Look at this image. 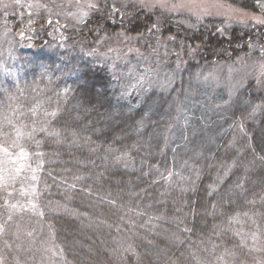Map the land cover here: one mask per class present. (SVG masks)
Listing matches in <instances>:
<instances>
[{
  "label": "trees",
  "instance_id": "trees-1",
  "mask_svg": "<svg viewBox=\"0 0 264 264\" xmlns=\"http://www.w3.org/2000/svg\"><path fill=\"white\" fill-rule=\"evenodd\" d=\"M220 1L264 18L257 0ZM156 22L159 31L149 33ZM3 25L30 41H0V147H22L32 168L35 153L44 155L36 211L21 201L16 181L0 183V264L264 262V161L248 147L259 151L264 130V27L135 0H95L84 23L50 6L29 12L19 5L0 11ZM193 35L200 40L189 43H203L189 56L179 41ZM107 40L149 63L113 68L101 58ZM156 66L161 78H152ZM198 72L219 79L206 83ZM141 77L143 87H135ZM230 90V106L217 110ZM256 104L261 109L248 118ZM53 111L56 117L46 115ZM35 127L61 135L29 138ZM169 172L171 181L163 179ZM15 202L17 214L9 211Z\"/></svg>",
  "mask_w": 264,
  "mask_h": 264
},
{
  "label": "rangeland",
  "instance_id": "rangeland-1",
  "mask_svg": "<svg viewBox=\"0 0 264 264\" xmlns=\"http://www.w3.org/2000/svg\"><path fill=\"white\" fill-rule=\"evenodd\" d=\"M138 1L148 7L152 6H160L167 10L177 11V12H188L195 17L202 18L206 16H215L222 17L227 22H242L249 23L256 21L257 18L264 19L262 16L239 9L230 4L222 2L220 0H135ZM95 0H0V11L5 13L11 12L16 6H23L29 10V12L38 11V8L48 7L62 14L69 20H74L78 22V17L81 13L89 12L94 5ZM55 3H62L65 6L63 8H59L58 10L54 8ZM17 36V38L28 37L26 39L27 42L30 41L26 32H17L12 33L7 26L3 25L0 28V41L9 40V37ZM112 40H107L104 42V46L107 49L102 52V57H107L110 60V65L113 68L122 69V67L127 69L128 72L135 71L138 66H147L149 63L147 58L143 57L140 53L131 58H134L136 61L130 60L129 53L135 50H123L118 48L120 44L117 42H111ZM2 42H0L1 45ZM4 45V43H2ZM117 47V48H116ZM1 48V46H0ZM114 48H116L114 50ZM110 50V51H109ZM10 51V50H9ZM11 52V51H10ZM7 53V50H6ZM109 53H114L113 55H108ZM127 64V65H126ZM127 66V67H126ZM228 74L234 71V68H228L226 70ZM135 73V72H134ZM134 75V74H133ZM160 77L159 67L156 66L155 73L152 78L156 76ZM161 78V77H160ZM163 80L159 81L158 85H163ZM20 151V150H19ZM19 151L16 153H12L11 162H8L9 158L4 155L3 152H0V183H4V178H6L10 172L15 174V179L13 182L17 183V187L23 196V202H29V200H33V196L30 194L31 189L35 186L36 181L31 179L32 172L31 166H29L28 158L27 159H19L17 160V156ZM16 169H19V172H16ZM21 206L20 203H13ZM12 205V204H11ZM24 205V204H23ZM22 209V208H21ZM13 214L19 213L21 210H13L10 207L9 210Z\"/></svg>",
  "mask_w": 264,
  "mask_h": 264
},
{
  "label": "snow or ice",
  "instance_id": "snow-or-ice-1",
  "mask_svg": "<svg viewBox=\"0 0 264 264\" xmlns=\"http://www.w3.org/2000/svg\"><path fill=\"white\" fill-rule=\"evenodd\" d=\"M253 7H258L260 9V12H261V15H264V0H257V3L255 5H253ZM143 10V9H142ZM96 11H99V8L96 9ZM118 10L116 9V7L113 5L112 6V13H115L117 12ZM88 15L87 12H84V13H81L80 16L77 18L78 19V22L79 23H84V18ZM124 15V14H122ZM104 17H101V19H103ZM107 18H111V16L109 15ZM122 23L125 22V20H122L121 21ZM255 24L257 26H262L264 27V19H260V18H257L256 21H255ZM103 24L101 23H97V30L98 31H103ZM190 28H194L195 25H189ZM153 30L155 31H159V22H156V23H153L151 28L148 30L149 33H151ZM216 32L220 35V36H224L225 33H226V29H223V28H217L216 29ZM146 35V33H139L138 34V39H141L143 38L144 36ZM229 39H234V36H229ZM196 40H200V37H197L195 35H193V37L191 39H188V40H180L179 41V46H180V49L181 51H184L185 49L187 50V55L189 56H195L196 54H198L200 51H201V44L203 43V41L201 40L200 44H196V43H189V41H196ZM167 41L170 42V43H176V39H175V36H169L167 37ZM160 39L159 38H156V47H160ZM251 46V45H250ZM181 53L178 52L177 55L179 56ZM177 67H179V64L177 65ZM196 77L197 79H203L204 82H215V81H218L219 77L218 75L215 73V72H209L207 74H202V73H196ZM146 79V77H141L140 80L137 82V85L135 87H143V82L144 80ZM172 81H173V77H168L165 81V84H164V87L167 88V87H170L171 84H172ZM232 96H233V92L230 90L229 91V100H224L222 101V103L220 104H217L215 107L217 110L219 109H222V108H226V107H229L230 106V103L229 101L232 99ZM244 104H248L249 102L248 101H244L243 102ZM262 107L261 104H256L255 106L252 107V111L251 113H249L248 115V118H252L253 116H255L256 112L258 110H260ZM46 115H50L51 117H56L57 116V112L56 111H53L51 112L50 114L46 113ZM147 116V113L145 114ZM185 125H187V122H185ZM235 127H238L239 128V131L245 135H247V133L245 132V127H244V124L243 122H234V125ZM144 127V123H143V120H141L139 122V128H143ZM139 130V129H138ZM43 133L45 134L47 137H57L59 138L61 133L58 132L57 130L55 129H51L49 130L48 128H42V127H35L31 130V132L28 134L29 138H31L32 135H34L35 133ZM24 136V132H22L21 130H19L17 132V139H20ZM184 141L187 142V137H183ZM251 139V138H250ZM36 144L37 146L39 147L40 145V141H36ZM18 145L17 144H14V145H11L10 147H17ZM249 148H252V151H253V157L254 159H259L261 161H264V130H262L261 132V135H260V138H259V145H258V148H259V151L257 152L256 148L253 147L251 144L248 145ZM0 152H3L4 155L6 157L9 158L8 162H11V156H12V153L9 152V148L8 147H0ZM44 155V153H41V152H37L35 153V156L37 158H39V163L37 164V167L36 168H31V172H32V177L31 179L33 181H36L38 179V171L42 168V165H43V160L40 159L42 158ZM28 158V153L24 151V149L21 147L20 148V151L18 153V156H17V160L19 159H27ZM127 158V153H124L122 156H118L116 157V160L117 161H121V160H124ZM233 165H228L227 167L230 169ZM16 172L18 173L19 172V169H16ZM227 171L225 172V175H227ZM172 173L169 172L168 173V176L166 177H163V179L165 180H168V181H171V178H172ZM15 179V174H12L10 172V174L4 178V183L7 184V183H10L11 181H13ZM77 179H80L79 177H77ZM72 187H74V185H72ZM237 187H240V185H237ZM214 191V189H213ZM33 198L36 197L37 195V189L35 186L32 187L31 189V193H30ZM211 194V193H210ZM29 204V208L30 210L32 211H36L37 210V207L38 205L33 203L32 200H29L28 202ZM11 209L13 210H22L21 209V206H18L17 204H12L11 206ZM40 215H43V213H39ZM11 218V217H9ZM0 229H2V226H0ZM253 240H256V236L253 235L252 237ZM0 261H2V258H0ZM262 264H264V262H262Z\"/></svg>",
  "mask_w": 264,
  "mask_h": 264
}]
</instances>
